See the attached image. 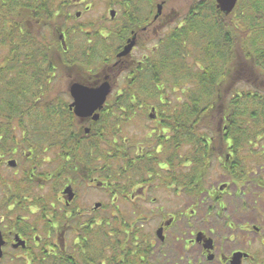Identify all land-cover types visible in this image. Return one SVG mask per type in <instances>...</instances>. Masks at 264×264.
I'll use <instances>...</instances> for the list:
<instances>
[{
	"label": "flooded vegetation",
	"instance_id": "flooded-vegetation-1",
	"mask_svg": "<svg viewBox=\"0 0 264 264\" xmlns=\"http://www.w3.org/2000/svg\"><path fill=\"white\" fill-rule=\"evenodd\" d=\"M148 2L0 0V34L21 36L17 48L23 60L7 61L13 45L0 46L7 52L0 58V79L6 76V84L17 82L24 91L18 96H0V214L8 216L0 220V234L5 241L0 264L5 261V252L12 264H61L66 257L70 264H92L80 253L89 250L85 245L91 236L105 237L104 205L98 200L102 193L111 199L110 216L119 217L118 204H126L136 217L130 229H119L117 235L110 230L111 242L116 243L106 245L104 239L100 264H264V130H259L250 142L248 155L254 158L250 167L242 166L243 161L235 162L246 156L241 145L237 154L232 150L226 153L225 144H232V139L221 138L217 141L222 147L217 152L215 140L207 138L204 144L212 153L189 159L190 164L202 159L207 170L198 173L199 183L185 189L181 185L173 118L167 120L166 112L160 113L155 106L142 114V104L153 103L157 97L151 100L132 96L123 101L136 106V113L123 123L118 135L129 154L138 144L139 155L129 156L130 162L135 165L147 161L154 171L144 179H134L130 173L131 187L126 195L101 181L93 130L108 113L110 97L124 96L131 84L139 90L142 79H146L141 73L150 69L153 72L152 62L160 50L163 32L180 25L181 16L165 12L166 2L150 0V11ZM160 4L162 14L156 18ZM99 9L105 10L104 20ZM38 33L51 35L55 53L52 81L67 77L65 91L39 92L37 61L33 59L34 34ZM129 41H133V49L121 56ZM101 45L103 52L96 57L99 61L90 64L94 46ZM17 68L28 70L26 79H14ZM106 83L112 92L101 110L78 118L72 108L75 101L71 88L79 84L99 89ZM151 85L155 86L154 81ZM160 101L166 98L160 97ZM49 104L67 116L73 130H60L58 137L44 138L41 109ZM144 118L150 126L133 124ZM131 125L136 127L133 133ZM208 126L219 127L216 134L220 135L226 130L223 122L201 125L205 129ZM8 134L14 136L4 141L2 135ZM168 142L170 153L160 156ZM161 172L168 175L167 185L161 183L165 176ZM66 190L69 195L64 194ZM88 193L95 195L94 199L86 198ZM159 199H174L176 206L160 208L157 227L149 229L145 226L149 223L142 220L145 216L137 215L145 214ZM39 213V227L27 225V215ZM120 232L126 237L130 232L133 242L123 244Z\"/></svg>",
	"mask_w": 264,
	"mask_h": 264
},
{
	"label": "trees",
	"instance_id": "trees-1",
	"mask_svg": "<svg viewBox=\"0 0 264 264\" xmlns=\"http://www.w3.org/2000/svg\"><path fill=\"white\" fill-rule=\"evenodd\" d=\"M190 1L180 25L171 28L160 39V50L152 62L153 72L150 69L141 73L146 79H142L144 83L139 86V90L131 84L124 91V96L110 97L108 113L103 114L100 124L93 130L101 181L116 187L118 194L126 195L131 187L130 173L134 179H144L154 171L147 161L133 165L129 156L139 155L138 144L134 145V151L129 154L118 135L123 131V123L136 113V106L123 101L132 96H146L151 100L152 96L157 97L153 103H143L141 107L155 106L160 113L166 112L167 120L173 118L181 185L185 189L199 183L201 178L198 173L207 170V163L202 159L191 164L189 159L202 158L212 153L204 144L209 137L215 140L213 147H216L217 152L222 147L217 140L232 139V144L226 142L225 152L232 150L237 154L236 149L241 145L246 156L237 158L235 162L240 164L243 161L244 167L253 166V155H248L251 151L250 142L259 130H264V0H239L229 16L217 9L216 0ZM19 40V34H0V46L13 45L14 48L7 61H23ZM34 40L36 58L33 56V59L37 61L39 92L47 91L53 89L54 85L53 40L51 35L42 33L34 34ZM17 69L18 74L14 79H26L25 72L28 70ZM2 73L4 75V71ZM5 79L6 76L0 79V96L24 94L19 83L6 84ZM153 81L155 86L151 85ZM163 96L166 101L161 102L160 97ZM41 113L44 138L58 137L60 130L69 132L74 129L67 116L54 110L52 105L42 108ZM161 119L164 118L161 116ZM220 122L226 128L221 135L216 134L219 127H201ZM212 133L215 134L212 136ZM2 136L6 141L14 135ZM163 149L160 156H164L166 151L170 153L169 142L165 143ZM167 176L161 179L163 185H167ZM124 206L128 209L126 204ZM119 214V217L106 218L105 237L96 234L89 238L90 241L85 245L89 250L80 253L83 259L88 258L90 260L87 261L92 264H100L104 239L106 245L116 243L111 242L108 235L112 233L110 230L117 235L119 229L128 230L132 227L130 223L134 217L128 210L125 214ZM120 234L123 236V244L133 242L130 232L127 233L128 237L122 232ZM61 264H70L69 259L66 257Z\"/></svg>",
	"mask_w": 264,
	"mask_h": 264
},
{
	"label": "rangeland",
	"instance_id": "rangeland-1",
	"mask_svg": "<svg viewBox=\"0 0 264 264\" xmlns=\"http://www.w3.org/2000/svg\"><path fill=\"white\" fill-rule=\"evenodd\" d=\"M162 1L166 2V4H167V6L165 8V12L167 14L175 13L179 17L181 16L180 17V21L182 20V16H184V14L186 13V11H187L188 7L190 6V3H191L190 0H157V2H159V3H161ZM151 7H152V4L149 3L148 4V11L151 10ZM99 11H100L99 14L101 16V19L104 20L106 18V15L104 14L105 10H103V9L100 10L99 9ZM171 28H175V26L168 27L167 30H165L163 33H165V35L168 34L167 32H170ZM102 52H103V46L102 45L99 46V47L98 46L97 47L94 46L93 53H92L94 59L92 61H89L90 64L98 62L99 60H97L96 57L101 56ZM6 53L7 52H5V50L0 49V58H2ZM68 81L69 80H67V77H64V76L59 78V79H57V80H55L54 85L52 86L54 91H58V90L65 91L67 89V86H68ZM149 109L150 108H148V107H144V109H142V111L143 110L148 111ZM145 115H146V113H145ZM138 123H140L141 125L144 124L145 126H150L149 120H147L145 118L143 120H141V121H136L133 124L137 125ZM135 129H136V127L132 126V125L129 128L131 133H133L135 131ZM212 170L214 172H217L218 168H213ZM45 192L43 191V193H45ZM102 194L103 195L98 200H99L100 203H102L104 205V213H103V215L105 216L104 220H106V218L110 217L109 213H113V211H112V207H111V204H110L111 203V201H110L111 199H109V195L108 194H104V193H102ZM37 196L41 197L40 192H37ZM94 196L95 195H92V194L90 195L89 194L86 198L90 197L91 199H94ZM118 205L121 206L120 207L121 208V214H125L126 211L129 210V209L125 208L124 204H118ZM174 206H176V201L174 199H168V200L159 199L156 204H151V206H149L147 208V210L143 212L145 214H143V215L140 214V215H137V216H145V217H142V220H144V222H148L149 223L148 225H145V226L148 227L149 229H154V228L157 227V225L159 223L158 221H159V214H160L159 210H160V208L163 207L165 209H168V208H170V207L172 208ZM129 214L132 215V213H130V210H129ZM35 215L36 214H33V216L31 214L27 215V218H25L27 225H33V226L39 227L38 226V223H39L38 221L40 219L39 217H41L42 215L40 213L37 214L36 216ZM115 215H117V213ZM23 216H24V214H23ZM7 217L8 216H6L5 214H0V220L2 218L7 219ZM132 217H133V215H132ZM135 217L131 221H133L135 219ZM43 222H44V225L47 224L46 221L43 220ZM5 256H6L5 261H3L2 264H12L11 263V259L6 254V252H5Z\"/></svg>",
	"mask_w": 264,
	"mask_h": 264
},
{
	"label": "water",
	"instance_id": "water-1",
	"mask_svg": "<svg viewBox=\"0 0 264 264\" xmlns=\"http://www.w3.org/2000/svg\"><path fill=\"white\" fill-rule=\"evenodd\" d=\"M239 0H216L217 9L220 10L225 16H229L235 10ZM163 8V4L158 6V15L156 18L159 17ZM111 15L114 16L112 13ZM133 41H129L128 47L121 53V56L129 55L130 51L133 49ZM72 96L74 98V104L72 108H74L75 114L78 118L80 117H90L91 115L95 114L96 112L100 111L103 105L108 100L107 97L112 92L109 85L103 84L99 87V89H87L82 87L81 85H74L71 88ZM97 115L95 120H97ZM69 191L66 190L64 194L69 195ZM160 235V232H159ZM20 243L16 246L18 247ZM24 247V242L21 243ZM5 247V241H3V237L0 234V261L3 258V248Z\"/></svg>",
	"mask_w": 264,
	"mask_h": 264
}]
</instances>
